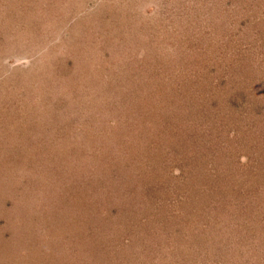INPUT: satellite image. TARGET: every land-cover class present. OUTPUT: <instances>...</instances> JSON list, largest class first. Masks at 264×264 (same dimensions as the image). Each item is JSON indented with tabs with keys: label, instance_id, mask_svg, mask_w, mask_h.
I'll return each mask as SVG.
<instances>
[{
	"label": "rangeland",
	"instance_id": "1",
	"mask_svg": "<svg viewBox=\"0 0 264 264\" xmlns=\"http://www.w3.org/2000/svg\"><path fill=\"white\" fill-rule=\"evenodd\" d=\"M0 264H264V0H0Z\"/></svg>",
	"mask_w": 264,
	"mask_h": 264
}]
</instances>
